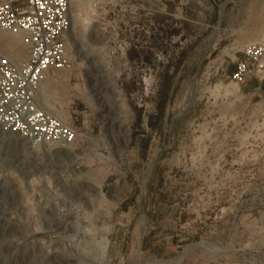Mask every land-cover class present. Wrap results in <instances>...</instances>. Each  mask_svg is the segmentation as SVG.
<instances>
[{"label":"rangeland","instance_id":"1","mask_svg":"<svg viewBox=\"0 0 264 264\" xmlns=\"http://www.w3.org/2000/svg\"><path fill=\"white\" fill-rule=\"evenodd\" d=\"M69 14L38 103L72 139L32 144L30 113L0 109V264H264V87L229 78L264 0ZM0 48L26 61L18 33Z\"/></svg>","mask_w":264,"mask_h":264},{"label":"built area","instance_id":"2","mask_svg":"<svg viewBox=\"0 0 264 264\" xmlns=\"http://www.w3.org/2000/svg\"><path fill=\"white\" fill-rule=\"evenodd\" d=\"M69 9L70 0H0V43L3 34L21 33L26 54V61L18 65L0 48V109L14 103L30 113L29 134L35 145L73 137L69 128L58 126L55 119L43 114L38 103L45 75L66 66ZM233 62L231 81L260 84L264 80V43L245 48Z\"/></svg>","mask_w":264,"mask_h":264},{"label":"crops","instance_id":"3","mask_svg":"<svg viewBox=\"0 0 264 264\" xmlns=\"http://www.w3.org/2000/svg\"><path fill=\"white\" fill-rule=\"evenodd\" d=\"M258 87L261 88L262 87V84H258Z\"/></svg>","mask_w":264,"mask_h":264},{"label":"bare ground","instance_id":"4","mask_svg":"<svg viewBox=\"0 0 264 264\" xmlns=\"http://www.w3.org/2000/svg\"><path fill=\"white\" fill-rule=\"evenodd\" d=\"M71 23H72V19H71ZM71 29V28H70ZM18 34H20L21 36H22V34L21 33H18ZM178 259V258H177Z\"/></svg>","mask_w":264,"mask_h":264},{"label":"trees","instance_id":"5","mask_svg":"<svg viewBox=\"0 0 264 264\" xmlns=\"http://www.w3.org/2000/svg\"><path fill=\"white\" fill-rule=\"evenodd\" d=\"M262 87H264V86L262 85Z\"/></svg>","mask_w":264,"mask_h":264}]
</instances>
